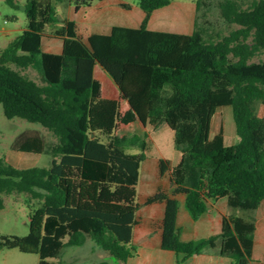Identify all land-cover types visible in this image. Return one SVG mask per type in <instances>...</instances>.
I'll return each mask as SVG.
<instances>
[{"label":"trees","instance_id":"trees-1","mask_svg":"<svg viewBox=\"0 0 264 264\" xmlns=\"http://www.w3.org/2000/svg\"><path fill=\"white\" fill-rule=\"evenodd\" d=\"M93 1L75 0V10ZM137 1L145 13L138 28L114 25L109 33H92L84 40L76 22L65 19L53 32L62 41L60 53L42 48L46 28L59 22L55 6L50 0L26 1L27 27L0 53V104L7 118L38 123L57 142L49 149V167L17 168L0 158V209L4 195L14 192L42 200L30 215L28 234L0 235V250L18 248L38 254L39 264H53L49 259L59 258L65 247L92 239L119 262L134 257L141 205L137 185L148 143L138 135L118 136L116 130L120 123L140 121L144 126L166 123L180 153L175 165L159 159L172 191L159 188L146 200L165 204L161 248L173 251L178 263L214 248L233 264H251L253 219L223 215L220 232L183 241L176 196L185 195L194 220L207 211L209 201L222 197L243 211L264 201V110L258 112L264 108V60L251 61L264 53V0L247 6L220 1L223 19L239 27L218 40L207 38L197 21L190 34L150 30L153 12L172 0ZM97 65L117 85L118 100L102 97ZM29 67L38 70L42 84L22 73ZM222 106L232 107L239 136L233 145L225 144L223 132L211 136L212 119ZM128 142L140 151L130 153ZM21 150L46 149L35 135Z\"/></svg>","mask_w":264,"mask_h":264},{"label":"rangeland","instance_id":"rangeland-1","mask_svg":"<svg viewBox=\"0 0 264 264\" xmlns=\"http://www.w3.org/2000/svg\"><path fill=\"white\" fill-rule=\"evenodd\" d=\"M26 1L14 0L15 4L11 5L6 0H0V51L5 42L17 37L27 27ZM50 1L57 10L59 22L54 27L46 28L45 33L47 35L43 38V49L53 53L62 51V41L54 37L53 32L55 28L63 25L65 19L74 18L78 23L80 35L86 37L95 31H109L111 24H119L124 20L123 13L136 18V20L142 13L137 0L124 1L131 5V10L122 7L117 1L99 3L95 0L90 5H83L78 14V10H75V0ZM197 1L172 0L167 7L160 8L155 12L151 27L155 30L169 32H191L194 29V22L197 21L198 28H204L206 37L214 40L220 39L229 34L231 30L239 27L235 24H228L221 16L218 4L222 0H200L199 8H197ZM237 1L243 6H247L254 0ZM132 23L134 22L132 21ZM262 60H264V53H260L251 59L255 62ZM13 67L16 68L14 65ZM21 71L38 83H43L37 69L29 67ZM94 75L102 84L103 95L105 92L111 91L112 85L115 87L110 76L100 65L95 67ZM263 110V106H259V115L263 114ZM219 132H223L226 145H233L239 141L231 106L220 107L212 119L211 136L213 137ZM116 134L127 137L138 135L148 143L147 156L142 163L140 181L137 185V202L141 205L137 212L138 224L135 227L134 247L140 256L133 257L127 262H119L99 247L94 240L87 239L82 246L65 247L59 258L49 259L53 264H100L101 262L108 264H145L142 256L144 251L142 238L147 235L149 238H153L158 225L156 212L152 209L149 210L146 199L156 192L157 186H161L165 190L171 185L168 174L164 176L159 174V159H168L175 165L179 161L180 153L174 142V132L166 123L148 126H144L140 121L130 124L120 123ZM35 135L43 139L45 152L22 151L21 146L27 138ZM56 142V136L38 123H32L19 117L7 118L0 104V158H3L6 163L17 168L49 167L52 160L49 149ZM127 150L130 153H138L140 148L139 145L128 142ZM4 200L5 207L0 209V235L26 236L29 232L30 215L34 209L41 205L42 200L34 198L28 192L5 194ZM229 213L247 219L254 217L257 230L254 234L256 249L253 254V261L264 262V201L259 208L250 211L229 206ZM203 223L202 221L201 224ZM212 227L211 223L203 225L201 235L211 233ZM153 252L156 255H161L165 264H175L171 262L172 251L163 250L159 247ZM203 253L210 256L203 259V264H216L215 256H221L218 250L214 248L206 249ZM39 261L40 257L36 253L22 252L18 248L0 250V264H39Z\"/></svg>","mask_w":264,"mask_h":264},{"label":"crops","instance_id":"crops-1","mask_svg":"<svg viewBox=\"0 0 264 264\" xmlns=\"http://www.w3.org/2000/svg\"><path fill=\"white\" fill-rule=\"evenodd\" d=\"M107 1H117L118 3H120V1H118V0H103V1H99V3H105ZM124 1L125 0H123V2ZM130 7H131V5H130ZM132 7L135 8V6H133V5H132ZM81 9L82 8H80L78 10L77 14L80 12ZM129 10H131V9L129 8ZM156 11H154L153 14L151 15L150 21L148 23V29L153 30V31H164V30H155L154 28L151 27L152 19H153L154 14H155ZM123 14H124V17H125L124 20L122 22H119V24H111V27L114 26V25H120V26H125V27L138 28L141 25V22H142V20H143V18L145 16V13L143 12V10H142V13L140 14V17L138 18V20H136V18H134V17H132L130 15H127L125 13H123ZM68 19H72V20L75 21V19L72 18V17L68 18ZM132 21L134 23H132ZM76 24H78V23L76 22ZM130 24H134V25H130ZM111 27H110V29H111ZM77 30H78V27H77ZM23 31H24V29H23ZM109 31H107V32H105V31H103V32L102 31H95V32H92V33H109ZM192 31L191 32H182L181 31L180 33L190 34V33H192ZM167 32H169V31H167ZM78 33H79V31H78ZM92 33H90L89 35H91ZM175 33H179V32H175ZM79 35H80V33H79ZM89 35H87L86 37L82 36V38L84 40H87ZM15 38L5 42L4 45H3V48L1 49V51L12 40H14ZM42 48H43V42H42ZM1 51H0V53H1ZM112 81H113V79H112ZM113 83H114V81H113ZM114 85H115L116 88L113 87V85H112L111 91L110 92H105L104 93L105 95H103L102 94V84H101V95H102V97L107 98V99H116V100H118L119 97H120V92H119V89H118L117 85L115 83H114ZM122 107H123V109L126 110V109L129 108V105H128V103L126 101H124L123 104H122ZM158 166H159V162H158ZM159 174L162 175L160 173V171H159ZM165 174H168V173H165ZM169 179H170V176H169ZM139 181H140V179H139ZM170 182H171V180H170ZM159 188H162V187L161 186H157V190ZM172 189H173V185L171 183V185L167 189H165V191L170 193L172 191ZM157 190H156V192H157ZM149 196H151V195H149ZM176 198L179 201V211H178V217H177V226H178V228L180 230V237H181V239L183 241L196 240V239H200V238L209 236L211 234H215V233L220 232L221 227H222V217H223V215L231 214V213H229L228 199L226 197H222V198H219L218 200H215V201H209L207 211L198 220H194L190 216L189 212L186 209V206H185V195L179 194V195L176 196ZM148 208H149V210L152 209V210H154L156 212L158 225H157V229L155 231V235H154L153 238H149V235L145 236V238H142V243H143V248H144V251H143V254H142L143 262H145V264H165L164 263L165 261H164L163 257L161 255H156V253L153 252V251L159 249V247L161 248V235H162L161 222H162V219H163V216H164L165 204L162 203V202L152 203V204H148ZM233 215H235V214H233ZM238 216H240V215H238ZM250 216H252V215H250ZM250 218L254 220V217L253 218L250 217ZM202 221L204 222L203 224H201ZM206 223H211L212 224V226H213L212 229H211L212 232L209 233V234H206V235H201L202 226L205 225ZM256 230H257V223H256ZM145 233H147V232H145ZM135 234H136V228L134 229L133 245H135V243H134ZM255 249H256V240L254 238L253 254H254ZM167 251H169V250H167ZM172 253L173 254H171L172 255L171 262H174L175 264H203V259L206 258V257H210L208 254L201 253L199 255H195V256L189 257L186 260L178 263L177 262V255L173 251H172ZM138 256H140V254L137 251V254L134 257H138ZM215 261H216V264H233L232 259L227 258V257L225 258L223 256H215ZM253 264H264V262H261V261H255L254 262L253 261Z\"/></svg>","mask_w":264,"mask_h":264}]
</instances>
